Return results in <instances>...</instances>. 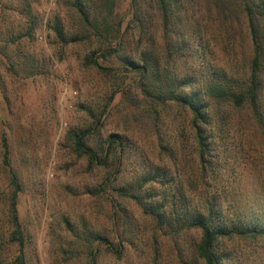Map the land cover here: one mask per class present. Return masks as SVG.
Segmentation results:
<instances>
[{
    "label": "rangeland",
    "instance_id": "374dc122",
    "mask_svg": "<svg viewBox=\"0 0 264 264\" xmlns=\"http://www.w3.org/2000/svg\"><path fill=\"white\" fill-rule=\"evenodd\" d=\"M81 2L88 21L73 0H0V264H15L19 253L8 240L10 167L25 264H205L196 229L158 228L130 194L158 204L166 193L169 204L182 188L190 206L212 200L227 222L264 223V130L246 106L211 101L200 164L189 114L144 94L147 80L122 62L150 54L148 44L161 48L154 0H138L143 33L133 0ZM198 2L200 40L211 48L203 66L245 77L252 48L245 20L209 14ZM91 55L100 68L88 64ZM79 131L98 154L118 136L105 165L74 152L70 136ZM219 250L231 251L233 264H264V240L233 238Z\"/></svg>",
    "mask_w": 264,
    "mask_h": 264
},
{
    "label": "trees",
    "instance_id": "16d2710c",
    "mask_svg": "<svg viewBox=\"0 0 264 264\" xmlns=\"http://www.w3.org/2000/svg\"><path fill=\"white\" fill-rule=\"evenodd\" d=\"M82 0H73V5L81 17L88 21L89 12L82 8ZM209 14L216 16L230 14L234 18H243L251 43V56L247 75L238 78L226 72L210 71L203 66L201 59L210 51L208 42L201 43V23L195 13H199L198 0H154L155 10L159 16L161 31V48L148 44L149 52L141 51L137 58L123 57L122 62L128 69L138 72L148 83L140 82L144 94L157 103L174 102L185 110L190 117V126L196 143V154L200 164H204L207 154L205 126L209 124L208 108L212 102H224L233 107L249 108L255 121L264 130L263 88H264V0H205ZM189 13H187V11ZM133 11L136 27L139 32L145 31V24L140 12L138 0H133ZM214 18V16H213ZM117 51V50H116ZM149 54V55H148ZM184 61L182 76L179 75L178 63ZM88 64L100 68L92 55L87 58ZM151 86V87H150ZM73 150L77 155L87 158L89 164L105 165L115 146L119 144L118 136L109 135L100 154L86 145L85 132H74L70 136ZM2 163L10 167L8 162L7 143L1 142ZM121 150V149H120ZM121 153V152H119ZM155 175V174H154ZM9 180L14 186L9 197L6 216L12 231L8 240L17 246L18 254L15 264H25L23 256V237L17 217L16 197L18 194L17 174L11 167ZM147 181V178L144 182ZM119 195H127L117 189ZM183 189H176L171 203H167L168 194H160L158 204L142 202L140 191L130 194L138 202L145 213L150 215L158 228H167L172 232L196 229L199 238L195 252L205 264H233L230 252H223L219 247L223 241L233 238L264 240V223L258 219H242L237 216L236 222H227L213 208L212 200L188 204L189 198ZM150 197V193L148 192ZM176 198V199H175ZM170 206V208L168 207ZM96 239H100L97 235Z\"/></svg>",
    "mask_w": 264,
    "mask_h": 264
}]
</instances>
